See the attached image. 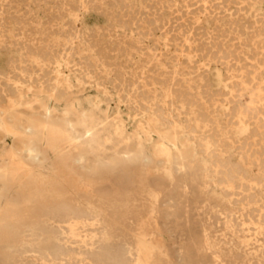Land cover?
<instances>
[{
  "label": "rangeland",
  "instance_id": "rangeland-1",
  "mask_svg": "<svg viewBox=\"0 0 264 264\" xmlns=\"http://www.w3.org/2000/svg\"><path fill=\"white\" fill-rule=\"evenodd\" d=\"M109 253L264 264V0H0V264Z\"/></svg>",
  "mask_w": 264,
  "mask_h": 264
},
{
  "label": "bare ground",
  "instance_id": "bare-ground-1",
  "mask_svg": "<svg viewBox=\"0 0 264 264\" xmlns=\"http://www.w3.org/2000/svg\"><path fill=\"white\" fill-rule=\"evenodd\" d=\"M11 1V0H10ZM41 1V0H40ZM63 1V0H62ZM74 1V0H73ZM117 1V0H116ZM58 2V1H57ZM60 2V1H59ZM145 2V1H144ZM210 2V1H209ZM124 3V2H123ZM45 4V3H44ZM46 5H48V4H46ZM65 5V4H64ZM168 5V4H167ZM111 6H113V4H111ZM110 6V7H111ZM64 7V6H63ZM196 7V6H195ZM114 8V7H113ZM83 9V8H82ZM212 9V8H211ZM239 9V8H238ZM11 10V9H10ZM13 10V9H12ZM49 10V9H48ZM47 10V11H48ZM61 10H62V8H61ZM115 10V9H114ZM76 11V10H75ZM60 12V11H59ZM110 12V11H109ZM133 13V12H132ZM185 13V12H184ZM205 13V12H204ZM26 14V13H25ZM226 14V13H225ZM54 15V14H53ZM208 15V14H207ZM28 16V15H27ZM63 16V15H62ZM136 16V15H135ZM144 16V15H143ZM54 17V16H53ZM52 17V18H53ZM64 17V16H63ZM137 17V16H136ZM139 18V17H138ZM78 19V18H77ZM155 20V19H154ZM49 22H51V21H49ZM193 22V21H192ZM249 22V21H248ZM74 23V22H73ZM150 23V22H149ZM198 23V22H197ZM75 25V24H74ZM187 25V24H186ZM7 27V26H6ZM161 28V27H160ZM202 28V27H201ZM162 29V28H161ZM164 30V29H163ZM262 30V29H261ZM5 31V30H4ZM8 31V30H7ZM10 31V30H9ZM21 31V30H20ZM104 31V30H103ZM6 32V31H5ZM177 32V31H176ZM192 32V31H191ZM194 32V31H193ZM76 33V32H75ZM37 34V33H36ZM250 34V33H249ZM49 35V34H48ZM21 36V35H20ZM74 36V35H73ZM182 38V37H181ZM40 39V38H39ZM65 39V38H64ZM70 39V38H69ZM75 39V38H74ZM83 39V38H82ZM166 39V38H165ZM214 39V38H213ZM223 39V38H222ZM38 40V39H37ZM190 41V40H189ZM234 41V40H233ZM39 42V41H38ZM47 42V41H46ZM73 42V41H72ZM92 42V41H91ZM224 42V41H223ZM167 43V42H166ZM69 44V43H68ZM74 44V43H73ZM17 45V44H16ZM43 45V44H42ZM170 45V44H169ZM19 46V45H18ZM24 46V45H23ZM210 46V45H209ZM227 46V45H226ZM15 47V46H14ZM22 47V46H21ZM131 47V46H130ZM223 47V46H222ZM8 48V47H7ZM134 49V48H133ZM114 50V49H113ZM71 51V50H70ZM164 51V50H163ZM31 52V51H30ZM25 53V52H24ZM141 53V52H140ZM150 53V52H149ZM161 55V54H160ZM42 56V55H41ZM107 56V55H106ZM127 56V55H126ZM112 57V56H111ZM116 57V56H115ZM135 57V56H134ZM198 57V56H197ZM123 58V57H122ZM144 58H145V56H144ZM31 60V59H30ZM11 61V60H10ZM17 61V60H16ZM20 61V60H19ZM27 61V60H26ZM244 61V60H243ZM79 62V61H78ZM143 62V61H142ZM100 63V62H99ZM12 64V63H11ZM25 64V63H24ZM142 64V63H141ZM15 68V67H14ZM20 68V67H19ZM171 68V67H170ZM10 69V68H9ZM146 69V68H145ZM173 69V68H172ZM174 70V69H173ZM22 71V70H21ZM28 71H29V69H28ZM177 71V70H176ZM194 71V70H193ZM119 74V73H118ZM164 75V74H163ZM238 75V74H237ZM187 76V75H186ZM231 79V78H230ZM140 80V79H139ZM161 84V83H160ZM162 86V85H161ZM169 88V87H168ZM156 89V88H155ZM190 90V89H189ZM188 90V91H189ZM163 91V90H162ZM171 91V90H170ZM64 92V91H63ZM172 92V91H171ZM176 93V92H175ZM139 94V93H138ZM205 95V94H204ZM157 99V98H156ZM187 100V99H186ZM251 101H252V98H251ZM258 101H260V100H258ZM127 105V104H126ZM129 105V104H128ZM241 109V108H240ZM172 110V109H171ZM242 112V111H241ZM240 115V114H239ZM201 120V119H200ZM245 121V120H244ZM256 129V128H255ZM254 129V130H255ZM45 132V131H44ZM35 134H37L36 132H35ZM211 137V136H210ZM31 140H33V139H31ZM34 142H33V144H35L39 149H40V151L42 152V153H44L45 155H46V162H44V163H41L39 160H37V159H35V164L36 165H38V166H41V167H44V166H47V165H55V164H53L52 163V159L49 157V154H48V148L47 147H45V144H43L44 146H40L41 144H38L39 142H35L36 140H33ZM44 143V142H43ZM175 143V142H174ZM263 148V147H262ZM215 158V157H214ZM63 164V163H62ZM57 165V164H56ZM58 166H61V165H58ZM100 174H104V175H106V172H104V171H101L100 172ZM61 197V196H60ZM19 198H20V195L17 193V192H11L10 191V201L8 200L7 202H10V203H14V202H17L18 200H19ZM82 198V197H81ZM62 199H63V197H62ZM67 199V198H66ZM53 199H51V201H52ZM54 200H56V199H54ZM53 200V201H54ZM80 201V200H79ZM44 202V201H43ZM72 202V201H71ZM67 203V202H66ZM66 203H62L61 202V204L59 203L58 204V202H57V204L56 203H54V207H53V210H52V208L50 209V212L51 211H53V213H56V214H58V213H60V212H62V213H70L69 215H72L71 216V218H75L76 216H75V214H76V209L74 208V207H77L76 206V204H75V206L74 205H71V204H66ZM53 204V203H52ZM56 204V205H55ZM78 208V207H77ZM83 215H89L88 214V212L86 213V214H82L81 216H83ZM90 216V215H89ZM95 219V218H94ZM48 227V226H47ZM140 250H143V247L140 249ZM60 251V250H59ZM61 253V252H60ZM57 254V253H56ZM61 255V254H60ZM59 255V256H60ZM102 257H104V256H106V258L111 262L110 264H123V258L122 257H120V256H114V257H112L111 258V255H110V253L109 254H103V255H101ZM126 258V257H125ZM152 258V257H151Z\"/></svg>",
  "mask_w": 264,
  "mask_h": 264
}]
</instances>
